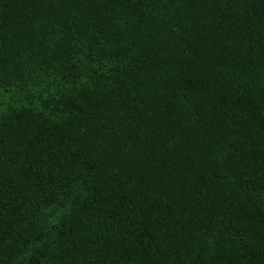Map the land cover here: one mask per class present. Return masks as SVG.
<instances>
[{
  "label": "trees",
  "instance_id": "trees-1",
  "mask_svg": "<svg viewBox=\"0 0 264 264\" xmlns=\"http://www.w3.org/2000/svg\"><path fill=\"white\" fill-rule=\"evenodd\" d=\"M0 264H264V0H0Z\"/></svg>",
  "mask_w": 264,
  "mask_h": 264
},
{
  "label": "snow or ice",
  "instance_id": "snow-or-ice-1",
  "mask_svg": "<svg viewBox=\"0 0 264 264\" xmlns=\"http://www.w3.org/2000/svg\"><path fill=\"white\" fill-rule=\"evenodd\" d=\"M4 62V60H0V70H2Z\"/></svg>",
  "mask_w": 264,
  "mask_h": 264
}]
</instances>
